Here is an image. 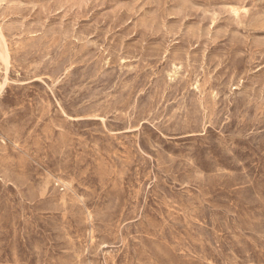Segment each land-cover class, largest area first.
<instances>
[{
  "label": "rangeland",
  "instance_id": "rangeland-1",
  "mask_svg": "<svg viewBox=\"0 0 264 264\" xmlns=\"http://www.w3.org/2000/svg\"><path fill=\"white\" fill-rule=\"evenodd\" d=\"M0 264H264V0H0Z\"/></svg>",
  "mask_w": 264,
  "mask_h": 264
},
{
  "label": "bare ground",
  "instance_id": "bare-ground-1",
  "mask_svg": "<svg viewBox=\"0 0 264 264\" xmlns=\"http://www.w3.org/2000/svg\"><path fill=\"white\" fill-rule=\"evenodd\" d=\"M9 65V64H8Z\"/></svg>",
  "mask_w": 264,
  "mask_h": 264
}]
</instances>
